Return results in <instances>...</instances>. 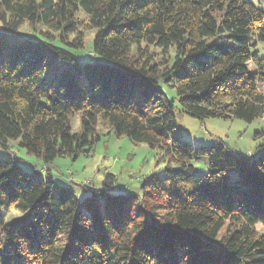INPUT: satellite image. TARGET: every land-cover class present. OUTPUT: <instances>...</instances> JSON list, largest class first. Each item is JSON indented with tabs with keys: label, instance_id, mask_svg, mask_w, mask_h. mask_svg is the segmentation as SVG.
<instances>
[{
	"label": "trees",
	"instance_id": "obj_1",
	"mask_svg": "<svg viewBox=\"0 0 264 264\" xmlns=\"http://www.w3.org/2000/svg\"><path fill=\"white\" fill-rule=\"evenodd\" d=\"M259 4L0 0V148L16 142L41 162L28 170L0 156V264H264V144L248 156L175 134L177 109L200 120L264 118ZM79 12L96 31L88 56L76 53ZM99 122L160 151L164 176L140 179L136 195L109 172L97 185L58 183L52 162L94 150ZM12 208L23 215L5 221Z\"/></svg>",
	"mask_w": 264,
	"mask_h": 264
},
{
	"label": "rangeland",
	"instance_id": "obj_2",
	"mask_svg": "<svg viewBox=\"0 0 264 264\" xmlns=\"http://www.w3.org/2000/svg\"><path fill=\"white\" fill-rule=\"evenodd\" d=\"M249 1L256 6L260 5L259 0ZM78 18L81 20L79 33L82 38L83 49H79L76 53L86 56L96 31L87 26L86 17L82 12L78 13ZM36 28L43 29L40 26ZM21 34L30 36L31 26L27 23L24 24ZM22 35L20 36L24 37ZM53 36L57 37V33H54ZM73 37L69 36L68 41H71ZM258 51L261 56H264V43L258 45ZM157 52L158 50L149 48L147 54L153 53L155 55ZM170 55L172 56L173 53ZM154 58L158 60L162 56L155 55ZM259 89L264 94V81L259 84ZM164 92L169 98L176 97V92L171 87L164 86ZM175 106H178L176 102ZM176 121L178 128L175 134L189 139L194 145L210 144L214 140H220L233 154L253 153L252 155H255L256 147L259 144H264V118H258L250 123L239 119L205 118L200 120L186 113H179L177 109ZM70 124L73 131L79 132L81 130L78 113L70 117ZM97 132L100 139L94 150L87 154H81L75 159L60 157L52 162L54 174L52 177L58 183L65 182L64 179L70 177L71 184L75 188H77L76 183H84L90 179L97 185L102 182L104 173L109 172L115 175L118 185L129 189V192L136 195L139 193L140 179L142 180L152 173H155L159 178L164 176L165 161L159 157L160 151L152 150L146 144H135L125 136L116 137L112 133L110 134V130L103 122H99ZM15 143L10 142L8 144L9 151L0 148V156L15 154L14 156L19 159V163L24 169H32L33 165L40 166L41 162L36 157L19 150ZM205 163L206 158L204 157L193 160V165L199 172L205 170L203 168ZM40 170L41 173H44L46 167L43 166ZM22 215L23 213L19 210L12 208L4 213V220L10 221L13 217H21ZM257 229L264 230V226L257 224Z\"/></svg>",
	"mask_w": 264,
	"mask_h": 264
},
{
	"label": "built area",
	"instance_id": "obj_3",
	"mask_svg": "<svg viewBox=\"0 0 264 264\" xmlns=\"http://www.w3.org/2000/svg\"><path fill=\"white\" fill-rule=\"evenodd\" d=\"M253 153H247L248 156H251Z\"/></svg>",
	"mask_w": 264,
	"mask_h": 264
},
{
	"label": "clouds",
	"instance_id": "obj_4",
	"mask_svg": "<svg viewBox=\"0 0 264 264\" xmlns=\"http://www.w3.org/2000/svg\"><path fill=\"white\" fill-rule=\"evenodd\" d=\"M247 155V154H246Z\"/></svg>",
	"mask_w": 264,
	"mask_h": 264
}]
</instances>
